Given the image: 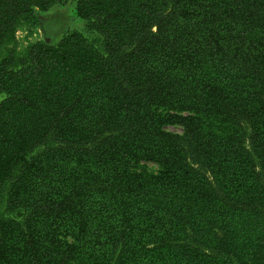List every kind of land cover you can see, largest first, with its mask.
Instances as JSON below:
<instances>
[{"label":"trees","instance_id":"1","mask_svg":"<svg viewBox=\"0 0 264 264\" xmlns=\"http://www.w3.org/2000/svg\"><path fill=\"white\" fill-rule=\"evenodd\" d=\"M68 1L0 0V264H264V0H76L99 45L1 55Z\"/></svg>","mask_w":264,"mask_h":264},{"label":"rangeland","instance_id":"2","mask_svg":"<svg viewBox=\"0 0 264 264\" xmlns=\"http://www.w3.org/2000/svg\"><path fill=\"white\" fill-rule=\"evenodd\" d=\"M76 0H69L64 5H55L45 13H38V25L33 26L28 22H21L16 29L15 38L10 43L3 45L1 55L15 47L17 55H21L27 46L37 40H43L49 43H57L61 35L71 28L83 31L90 41L99 45L100 38L97 33L85 29V22L77 17L75 13ZM3 95L0 94V98ZM167 129L174 132H182L180 126H167ZM146 169L155 173L158 166L153 162H144ZM4 210L3 202L0 201V212ZM15 217L17 214H13Z\"/></svg>","mask_w":264,"mask_h":264}]
</instances>
